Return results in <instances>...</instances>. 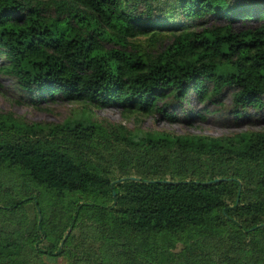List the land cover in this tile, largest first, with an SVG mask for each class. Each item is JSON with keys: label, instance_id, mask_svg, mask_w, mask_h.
Segmentation results:
<instances>
[{"label": "trees", "instance_id": "16d2710c", "mask_svg": "<svg viewBox=\"0 0 264 264\" xmlns=\"http://www.w3.org/2000/svg\"><path fill=\"white\" fill-rule=\"evenodd\" d=\"M50 3L47 8L42 0H0V72L16 81L27 102L86 103L150 116L191 92L205 103L230 89L238 120L249 109H264V0ZM210 19L225 24L204 28ZM239 22L255 26L234 31ZM157 31L170 33L172 43L155 54L128 52L130 40L155 38ZM109 129L122 146L110 149L115 161H129L141 179L116 181L87 156L110 142L108 129L97 123L48 127L0 113V169L23 181L21 200L6 206L25 216L30 204L38 214L28 243L0 236V264L76 258L79 247L68 232L88 222L107 226L128 248L137 240L231 224L230 239L241 244L232 245L233 251L250 248L251 256H264V134L215 138ZM46 132L51 137L41 136ZM254 180L257 199L246 203ZM8 210L0 207V214ZM19 214L13 218L20 221ZM43 238L50 244L46 251L34 244ZM29 242L37 256L24 255L22 244ZM152 258L147 264H170L164 256Z\"/></svg>", "mask_w": 264, "mask_h": 264}, {"label": "rangeland", "instance_id": "374dc122", "mask_svg": "<svg viewBox=\"0 0 264 264\" xmlns=\"http://www.w3.org/2000/svg\"><path fill=\"white\" fill-rule=\"evenodd\" d=\"M51 6V0H42ZM49 16H55L53 11L48 9ZM204 28L222 26L225 21L203 22ZM253 23H234V31H243L253 28ZM158 36L152 38V35L141 36L135 40L128 48V52H142L155 54L172 43V35L166 31H157ZM107 49L112 45L106 44ZM4 59L0 58V65ZM234 92L226 89L222 95L215 101L201 102L198 95L191 92L189 96L180 103L168 106L165 113L143 116L139 113L126 114L118 108H96L86 103H67V102H41L33 104L27 102L18 88L16 81L0 72V113L11 115L18 121L28 124H39L42 126L55 127L61 126L68 121H91L97 123L109 131L110 142L102 144L101 148L87 153V156L100 168L105 169L116 181L129 179H141V176L129 161L121 165L113 157L114 151L111 148H122L119 141L111 134L112 127H125L132 134L140 135L144 133H165L175 136H210L215 138L232 137L241 133L264 134V109L254 111L249 109L246 117L238 120L236 118V108L233 104ZM238 112V111H237ZM166 115H173L175 121H170ZM44 137H51L49 132L42 134ZM51 139V138H50ZM171 179L169 174L164 177ZM255 184L248 186L246 194L249 201L255 202L257 199L256 180ZM23 184L22 177L12 173L4 168L0 169V207H6L9 210L0 214V236H9L11 240H20L27 242L32 236V227L35 219L38 217L33 205L26 206V214L13 209L12 205L6 206L10 201L19 202L21 200L20 187ZM247 186V185H246ZM245 187L242 184V188ZM38 197V193L35 192ZM230 207L234 206L233 201L228 202ZM244 203V204H246ZM16 214L21 216L20 221L13 218ZM264 223V213L262 215ZM241 224V222H238ZM232 226V227H231ZM233 225L221 223L211 226L201 233L187 231L172 236H157L144 242L137 240L135 245L129 246L126 240H118L116 234L105 226L88 222L78 226L75 230L70 229L74 238L73 245L79 247L76 250V258L61 257L51 260L43 256L47 264H70L76 259H89L95 264L106 262L110 264H147V261H153L152 256L160 258L164 256L170 260V264H262L264 256H251L250 248L232 250V245L240 247L239 240L236 237L230 239ZM243 230V229H242ZM244 231V230H243ZM31 242V241H30ZM22 244L25 246L24 255L29 258L37 256L36 252H31V243ZM38 242V243H37ZM250 240H247L248 244ZM117 243H125V246ZM39 248L43 251L50 249L49 242L43 238L41 242L36 241ZM148 251V252H147ZM256 251V250H254ZM91 256V257H90ZM148 259V260H147Z\"/></svg>", "mask_w": 264, "mask_h": 264}]
</instances>
